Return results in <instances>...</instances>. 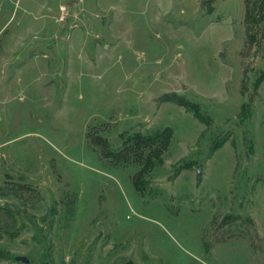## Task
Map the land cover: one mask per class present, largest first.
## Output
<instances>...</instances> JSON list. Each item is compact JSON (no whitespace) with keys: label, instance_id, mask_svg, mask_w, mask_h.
Here are the masks:
<instances>
[{"label":"rangeland","instance_id":"obj_1","mask_svg":"<svg viewBox=\"0 0 264 264\" xmlns=\"http://www.w3.org/2000/svg\"><path fill=\"white\" fill-rule=\"evenodd\" d=\"M245 13L0 0V264H264V27L250 45ZM164 131L146 167L136 139Z\"/></svg>","mask_w":264,"mask_h":264},{"label":"trees","instance_id":"obj_2","mask_svg":"<svg viewBox=\"0 0 264 264\" xmlns=\"http://www.w3.org/2000/svg\"><path fill=\"white\" fill-rule=\"evenodd\" d=\"M245 25L248 43L250 45H258L261 27H264V0H246ZM171 137V131H164L148 139L138 137L135 143V148L137 150L135 154L138 156L137 159L141 160L144 156L145 166L148 167L152 165L155 158H160L162 149L167 146ZM148 148L149 151L147 152ZM5 212H7L6 215L8 217L13 216L10 210H6ZM3 224L6 225L5 221H3Z\"/></svg>","mask_w":264,"mask_h":264},{"label":"water","instance_id":"obj_3","mask_svg":"<svg viewBox=\"0 0 264 264\" xmlns=\"http://www.w3.org/2000/svg\"><path fill=\"white\" fill-rule=\"evenodd\" d=\"M18 260L23 262V263H29L30 262V259L26 256H20V257H18Z\"/></svg>","mask_w":264,"mask_h":264}]
</instances>
